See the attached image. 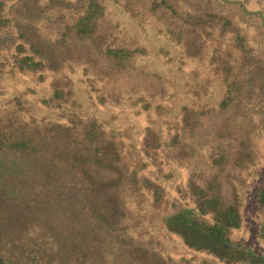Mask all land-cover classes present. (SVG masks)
I'll return each instance as SVG.
<instances>
[{"label":"trees","instance_id":"16d2710c","mask_svg":"<svg viewBox=\"0 0 264 264\" xmlns=\"http://www.w3.org/2000/svg\"><path fill=\"white\" fill-rule=\"evenodd\" d=\"M113 1L129 16L141 15L142 6L161 17L188 56L209 53L220 85L209 112L183 106L167 144L181 157L194 156L193 146L208 151L211 172L191 173L193 206L174 205L163 227L225 264H264V254L229 235L241 223L237 178L229 174L254 162V133L264 129V0ZM104 15V0H0V51L12 50L20 72L76 63L100 79L132 76L142 48L113 40ZM250 23L259 38L253 43L241 27ZM52 89L53 98L63 97ZM65 119L0 118V264H193L163 256L126 223L132 195L143 187L159 193L142 173L145 164L132 166L121 138L102 122L76 111ZM257 201L264 225V179Z\"/></svg>","mask_w":264,"mask_h":264},{"label":"rangeland","instance_id":"374dc122","mask_svg":"<svg viewBox=\"0 0 264 264\" xmlns=\"http://www.w3.org/2000/svg\"><path fill=\"white\" fill-rule=\"evenodd\" d=\"M104 4L102 28L113 32L117 43L142 48L133 54L132 76L100 79L92 69L76 63L57 72H20L13 68L12 50H2L0 118L64 121L76 111L82 118L102 122L108 132L113 130L121 138L125 157L132 166L140 168L145 164L142 173L160 186L156 196L143 187L142 194L127 200L131 218L126 223L130 231L143 242L155 244L163 256L187 258L193 264H225L206 252L187 247L179 236L162 225V216L174 205L193 206L187 188L191 173L199 177V173L208 176L211 172L208 151L193 146L194 156L181 157L178 149L167 145L181 126L184 105L209 112V106L219 100L220 85L209 63V53L202 57L188 56L173 40L175 37L166 32L164 20L146 11L147 7L141 6V15L135 18L113 0H104ZM248 7L256 9L257 4L251 2ZM241 27L252 43L259 40L253 38L252 24ZM53 83L62 90V98L52 97ZM144 138L149 155L143 149ZM253 139L254 162L236 170L234 175L229 174L237 178L241 214L239 227L231 229L229 235L264 254L263 210L257 201L264 179V129H257ZM158 140L160 143H156Z\"/></svg>","mask_w":264,"mask_h":264}]
</instances>
